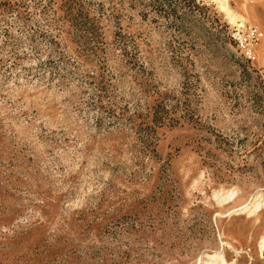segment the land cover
Listing matches in <instances>:
<instances>
[{
	"label": "rangeland",
	"instance_id": "1",
	"mask_svg": "<svg viewBox=\"0 0 264 264\" xmlns=\"http://www.w3.org/2000/svg\"><path fill=\"white\" fill-rule=\"evenodd\" d=\"M229 5L0 0V264H264V0Z\"/></svg>",
	"mask_w": 264,
	"mask_h": 264
},
{
	"label": "built area",
	"instance_id": "2",
	"mask_svg": "<svg viewBox=\"0 0 264 264\" xmlns=\"http://www.w3.org/2000/svg\"><path fill=\"white\" fill-rule=\"evenodd\" d=\"M263 37L264 35L260 29L253 26H240L238 29L235 28L232 33V38L235 40L239 50L249 59L253 58L254 51Z\"/></svg>",
	"mask_w": 264,
	"mask_h": 264
},
{
	"label": "bare ground",
	"instance_id": "3",
	"mask_svg": "<svg viewBox=\"0 0 264 264\" xmlns=\"http://www.w3.org/2000/svg\"><path fill=\"white\" fill-rule=\"evenodd\" d=\"M213 1L216 4H218V6L220 7V9H222L225 12V14L227 15V17L229 18V20L231 21L232 24H236L238 22H241V21L243 22V21L246 20L244 18V16H241L239 14H236L234 11H232V9L230 8V5H229V0H213ZM235 195H236L235 192H231L230 194L227 195V197L220 196L218 198L221 201H225V200H229L231 198H234ZM260 199H261V197L259 199H257V201L255 203L250 202L247 206H245V209H243V210H246V208L248 210H250V208H252L253 206L255 207V209L259 208L261 203L260 202L257 203V202ZM261 247H264V237H263V239L261 241ZM207 264H227V262L225 261V259H224L223 256L214 255V256H210L209 257V262H207Z\"/></svg>",
	"mask_w": 264,
	"mask_h": 264
}]
</instances>
